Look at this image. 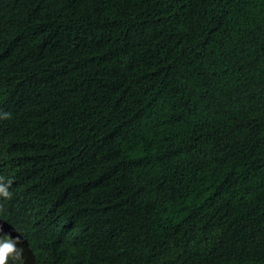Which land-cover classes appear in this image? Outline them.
Returning <instances> with one entry per match:
<instances>
[{
    "label": "trees",
    "instance_id": "16d2710c",
    "mask_svg": "<svg viewBox=\"0 0 264 264\" xmlns=\"http://www.w3.org/2000/svg\"><path fill=\"white\" fill-rule=\"evenodd\" d=\"M90 7L66 28L17 31L40 60L75 55L81 39L95 69L71 61L67 74L110 88L115 116L138 114L132 128L145 138L129 139L124 118L92 135L122 179L142 176L151 190L147 231H126L122 264H264V0Z\"/></svg>",
    "mask_w": 264,
    "mask_h": 264
},
{
    "label": "clouds",
    "instance_id": "9594fccd",
    "mask_svg": "<svg viewBox=\"0 0 264 264\" xmlns=\"http://www.w3.org/2000/svg\"><path fill=\"white\" fill-rule=\"evenodd\" d=\"M81 6L90 0H0V264H122L134 244L126 231L148 228V182L122 179L92 141L121 118L111 89L67 74L71 61L95 69L90 48L76 38L75 55L40 60L17 31L66 28ZM137 115L122 116L129 139L145 138Z\"/></svg>",
    "mask_w": 264,
    "mask_h": 264
}]
</instances>
